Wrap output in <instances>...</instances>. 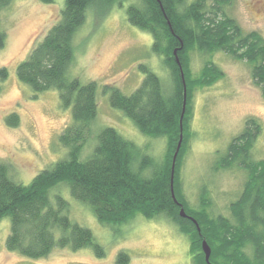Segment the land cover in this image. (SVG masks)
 <instances>
[{
    "label": "trees",
    "instance_id": "trees-1",
    "mask_svg": "<svg viewBox=\"0 0 264 264\" xmlns=\"http://www.w3.org/2000/svg\"><path fill=\"white\" fill-rule=\"evenodd\" d=\"M11 1L0 0V10ZM124 1L64 0L59 19L16 66V77L34 93L57 90L61 107L70 109L71 121L57 137L66 148L65 155L28 183L13 181L8 165L0 162V220L9 219L6 249L31 259L43 258L56 247H90L96 256L104 255L91 230L70 220L68 202L62 196L55 194V205L51 203L50 189L64 183L71 196L87 204L102 225L125 224L138 214L146 219L160 215L169 218L187 237L192 264H208L201 247L203 239L210 247L212 264H264V158L251 155L261 129L259 121L246 119L242 130L213 163L214 169L236 166L246 172L239 196L229 204L228 216L210 213L205 186L200 190L198 205L191 207L179 177L191 137L193 93L224 76L210 56L223 51L250 64L252 82L264 98V35L245 32L225 12L231 0H128L127 20L151 35L150 49L161 57L168 71L169 92L144 63L138 65L144 77L131 93L107 84L102 91L108 94L110 106L120 109L143 135L165 138L163 156L156 160L114 127L103 126L94 133L97 84L93 80L82 83L67 75L74 59L73 38L87 11L103 15L114 6L121 7ZM5 40L0 21V48ZM194 56L203 58L197 74L191 70ZM7 76L6 66H0V91ZM6 120L17 125L18 116L12 113ZM180 132L173 189L177 202L196 220L199 230L191 219L180 216V207L171 196V161ZM88 145L89 151L81 158ZM116 261L126 264L129 256L120 252Z\"/></svg>",
    "mask_w": 264,
    "mask_h": 264
},
{
    "label": "rangeland",
    "instance_id": "rangeland-1",
    "mask_svg": "<svg viewBox=\"0 0 264 264\" xmlns=\"http://www.w3.org/2000/svg\"><path fill=\"white\" fill-rule=\"evenodd\" d=\"M63 2L12 0L0 10L6 33L5 44L0 48V66H6L8 71L0 91V162L8 165L13 181L24 184L66 152L57 137L71 121L70 109L61 107L57 90L34 93L16 77L17 64L59 19ZM128 4L126 0L121 7L114 6L103 15L87 11L86 20L73 38L74 59L67 75L82 83L93 80L97 84L94 133L103 126L114 127L144 147L143 153L159 160L164 153L165 138L143 135L120 109L110 106L108 94L102 91L107 84L125 94L131 93L144 77L138 68L144 63L169 92L168 71L161 64V57L150 49L151 35L128 22ZM224 9L245 32L258 31L264 35V0H231ZM210 59L224 76L208 86L196 88L193 93L191 137L179 177L191 207L198 205L200 190L205 186L210 213L228 216L229 204L239 196L246 172L236 166L214 169L213 163L250 117L261 125L251 155L255 159L264 158V98L252 82L250 64L233 59L223 51L214 52ZM202 63L201 56L192 57L194 74ZM12 113L18 116L17 125H10L6 120ZM89 149L88 145L81 158ZM55 194L68 202L66 213L70 220L91 230L104 255L96 256L90 247L77 250L56 247L43 258H25L6 249L9 219L4 217L0 220V264H119L116 259L120 252L128 254L126 264H192L188 239L169 218L160 215L146 219L138 214L125 224L102 225L87 204L71 196L66 184L50 189L53 205Z\"/></svg>",
    "mask_w": 264,
    "mask_h": 264
},
{
    "label": "water",
    "instance_id": "water-1",
    "mask_svg": "<svg viewBox=\"0 0 264 264\" xmlns=\"http://www.w3.org/2000/svg\"><path fill=\"white\" fill-rule=\"evenodd\" d=\"M176 60L178 61L177 58H176ZM179 68H180V66H179ZM180 74H181V79H182V82H183V86H184V88H185V84H184V76H183V72H182L181 68H180ZM184 97H185V92H184ZM184 105H185V102L183 103V109H184ZM182 115H183V112H182ZM181 121H182V119L180 118V120H179V127H180V130H181V128H182V123H181ZM181 140H182V134H181V132H180L179 140H178V142H177V145H176L175 151H174L173 156H172V161H171V184H170V189H171V196H172L173 200H174L176 203H178V202H177V200H176V198H175L174 191H173V174H174V167H175L176 156H177V153H178L179 148H180V145H181ZM178 204H180V203H178ZM179 214H180V216H182V217H186V216H188L189 219H191V220L196 224L197 229L199 230V227H198V224H197L196 220H195L192 216L187 215V214L185 213L183 207H180ZM201 247H202V250H203V252H204V258H205L206 263H208V264H212V263H210V261H209L210 247L208 246V244H207V242H206L205 239L202 240V242H201Z\"/></svg>",
    "mask_w": 264,
    "mask_h": 264
},
{
    "label": "bare ground",
    "instance_id": "bare-ground-1",
    "mask_svg": "<svg viewBox=\"0 0 264 264\" xmlns=\"http://www.w3.org/2000/svg\"><path fill=\"white\" fill-rule=\"evenodd\" d=\"M173 191H174V189H173ZM174 195H175V193H174ZM175 198H176V196H175ZM176 200H177V198H176ZM179 205V207H183V205H182V203H180V204H178ZM183 209H184V207H183ZM180 210V209H179ZM185 211V210H184ZM186 213V212H185ZM187 214V213H186ZM188 215V214H187ZM190 216V215H189ZM186 217H188V216H186ZM189 218V217H188Z\"/></svg>",
    "mask_w": 264,
    "mask_h": 264
}]
</instances>
